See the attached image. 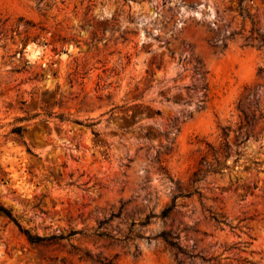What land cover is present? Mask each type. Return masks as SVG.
Wrapping results in <instances>:
<instances>
[{
	"label": "rangeland",
	"instance_id": "obj_1",
	"mask_svg": "<svg viewBox=\"0 0 264 264\" xmlns=\"http://www.w3.org/2000/svg\"><path fill=\"white\" fill-rule=\"evenodd\" d=\"M259 67L264 0H0V204L31 233L82 231L29 243L0 216V264H264ZM240 121L202 197L144 222Z\"/></svg>",
	"mask_w": 264,
	"mask_h": 264
},
{
	"label": "trees",
	"instance_id": "obj_2",
	"mask_svg": "<svg viewBox=\"0 0 264 264\" xmlns=\"http://www.w3.org/2000/svg\"><path fill=\"white\" fill-rule=\"evenodd\" d=\"M243 0H240V5L242 3ZM242 11L240 12V15L243 17H247L250 19L251 24L253 25V19H252V15L249 13V11H247L246 7H242ZM251 31H255V29L252 27ZM258 37L261 39L262 38V34L258 33ZM264 68L263 67H259L258 68V72H263ZM175 102V101H174ZM27 118L25 117H19L16 118V121L20 122L22 120H26ZM246 119V118H245ZM61 120H69L71 122H74L76 124H80L82 126H85L87 128H92L93 125L95 124V122H87V123H83L82 121L76 120V119H69L68 117H61ZM253 120V118H252ZM241 128H242V123L241 121L239 122V124L237 125V129H232V126L228 125V126H224V127H220V134H219V138L220 141L218 144H214L212 142L206 141L204 147L201 149V153H200V157L197 163V167L196 169L193 171L190 179H189V185L188 188L185 190V192H180L178 195L174 196L173 199L171 200L170 204L166 205L158 215H147L146 219L144 220V222H148L149 219L151 217L154 216H158L161 219H164L168 216V214L170 213V211L172 209H174L176 207V198L177 197H190L191 195L196 194L199 198L202 197V193L199 190L198 187V183L204 179V177L206 176L207 173H214L217 171H221L224 167H226V163L225 160L221 161V156H224L225 158L229 156V152H228V144H229V136L231 132H237L238 134L241 132ZM24 127L22 125H15L13 127H11L10 129V133L16 135L19 138H23V131H24ZM94 134H97L96 131H94L92 129ZM237 157L234 158L233 163H236L237 160L239 159V152L236 151ZM255 164H257V162H255ZM211 213L210 217L211 219L216 223V224H224V225H228L226 219H220L217 214L212 213L211 211H209ZM0 216L1 217H5L7 218L10 222H12L14 224V226L18 229V231L24 235V237L26 238V240L29 243H43L46 241H56V240H60L63 238H67L70 237L74 234H79L82 231L81 230H75L72 229L69 233L67 234H52V235H48V236H44V235H39L37 233H31V231L28 228L23 227L18 218L16 216H14L11 212V209L5 207L4 205L0 204ZM97 234H101V233H97ZM161 238L163 239V241L172 249H175L179 252H182L184 254H188L187 251L179 244V238L178 235H172L170 232H161L160 233ZM192 257L197 256L196 255H190ZM202 260H205L204 257L199 256ZM217 256L214 257H209L207 259L208 260H216ZM112 264V263H110Z\"/></svg>",
	"mask_w": 264,
	"mask_h": 264
},
{
	"label": "water",
	"instance_id": "obj_3",
	"mask_svg": "<svg viewBox=\"0 0 264 264\" xmlns=\"http://www.w3.org/2000/svg\"><path fill=\"white\" fill-rule=\"evenodd\" d=\"M32 52H36V49H31Z\"/></svg>",
	"mask_w": 264,
	"mask_h": 264
}]
</instances>
